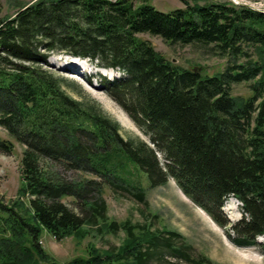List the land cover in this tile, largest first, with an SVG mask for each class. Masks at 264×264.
Instances as JSON below:
<instances>
[{"label":"trees","instance_id":"1","mask_svg":"<svg viewBox=\"0 0 264 264\" xmlns=\"http://www.w3.org/2000/svg\"><path fill=\"white\" fill-rule=\"evenodd\" d=\"M183 4L162 11L150 0H35L0 16V151L23 146L22 186L15 199L0 198V264H51L38 242L43 230L78 243L123 231L120 245L89 243L66 264H213L193 257L181 234L154 227V213L143 222L109 217L108 190L146 204V186L169 178L222 226L224 200L236 197L243 215L232 240L264 248L255 241L264 237V12L230 1ZM141 33L213 44L229 63L213 74L184 67ZM58 51L118 69L100 82L149 142L124 135L77 87V96L66 91L43 67ZM241 81L248 96L231 93Z\"/></svg>","mask_w":264,"mask_h":264},{"label":"rangeland","instance_id":"2","mask_svg":"<svg viewBox=\"0 0 264 264\" xmlns=\"http://www.w3.org/2000/svg\"><path fill=\"white\" fill-rule=\"evenodd\" d=\"M28 1L33 2L35 0H0V16L13 15L18 5ZM150 1L157 9L162 11H168L184 5L183 0ZM187 1L199 4L232 2L231 0ZM234 1L244 3L243 5H247L254 10L264 12V0ZM139 36L148 39L154 48L166 58L187 68L202 69L207 74H213L222 71L229 63L227 56L218 54V48L213 44H169L159 36L147 33H141ZM46 60L47 64H44L43 67L54 76L63 79V87L66 91L75 96L77 93L74 88L77 87L84 96L95 100L104 112L119 123L124 135L139 136L149 142L147 135L136 126L117 102L105 92L100 82L102 77L111 80L121 76L122 74L118 69L103 67L98 65L96 60L75 57L61 51L53 52ZM70 63L76 67H70ZM231 93L248 96L250 94L248 82L233 83ZM0 135L2 137L6 136L5 131L1 127ZM22 149L23 146L15 142L12 152L4 153L0 151V198L5 203L8 200L15 199L19 188L22 186L20 174ZM64 172L69 177L75 174L72 171ZM104 197L107 202L109 217L118 221L130 219L133 222H143L148 220L146 218H149L151 214H156L157 218L154 227H166L181 234L184 240L192 247L191 253L193 257L202 254L215 264H264V248L262 245H237L232 240L234 232L230 228V224L226 226L218 224L205 209L186 196L172 178H169L162 185L155 187L146 186L144 196L146 204L133 199L127 193L118 195L108 190ZM69 204L70 207H74L72 203ZM225 206L230 207V209H226ZM201 210L215 222L217 227L211 225ZM220 210L231 224L242 217L241 204L239 201L234 200L233 196H227ZM230 211L235 214V219L230 218ZM123 239L124 233L120 230L117 234L105 233L103 236H86L78 243L71 236L58 240L51 233L43 230L38 242L54 259L51 264H66L74 256L83 254L89 243L95 244L97 248H109L114 245H120ZM255 241L263 244L264 237L259 236ZM149 264H164V262L152 257Z\"/></svg>","mask_w":264,"mask_h":264},{"label":"bare ground","instance_id":"3","mask_svg":"<svg viewBox=\"0 0 264 264\" xmlns=\"http://www.w3.org/2000/svg\"><path fill=\"white\" fill-rule=\"evenodd\" d=\"M70 65H71L70 67H72V68H75V67H76V66H75L74 64H72V63H70ZM67 66H68V65H67ZM225 208L228 209V210L230 209V207H228V206H225ZM201 211H202V210H201ZM202 213L204 214V216H206V217L208 218V220L210 221L211 225L216 226L215 222H214L213 220H211V219L208 217V215H206L203 211H202ZM230 213H231V214H230V218H231V219H235V216H234L235 214L232 213V211H230ZM216 227H217V226H216Z\"/></svg>","mask_w":264,"mask_h":264},{"label":"water","instance_id":"4","mask_svg":"<svg viewBox=\"0 0 264 264\" xmlns=\"http://www.w3.org/2000/svg\"><path fill=\"white\" fill-rule=\"evenodd\" d=\"M233 3H235V4H244V3H239V2H237V1H234V0H231Z\"/></svg>","mask_w":264,"mask_h":264},{"label":"flooded vegetation","instance_id":"5","mask_svg":"<svg viewBox=\"0 0 264 264\" xmlns=\"http://www.w3.org/2000/svg\"><path fill=\"white\" fill-rule=\"evenodd\" d=\"M208 260V259H207ZM209 261V260H208Z\"/></svg>","mask_w":264,"mask_h":264}]
</instances>
